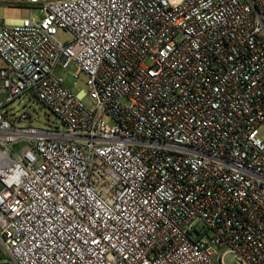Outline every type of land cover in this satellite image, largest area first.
I'll return each mask as SVG.
<instances>
[{
	"label": "built area",
	"instance_id": "2783aa9c",
	"mask_svg": "<svg viewBox=\"0 0 264 264\" xmlns=\"http://www.w3.org/2000/svg\"><path fill=\"white\" fill-rule=\"evenodd\" d=\"M3 1L40 13L0 29L4 254L264 264V0ZM69 65L91 107L55 75ZM23 94L64 129L13 124Z\"/></svg>",
	"mask_w": 264,
	"mask_h": 264
},
{
	"label": "rangeland",
	"instance_id": "374dc122",
	"mask_svg": "<svg viewBox=\"0 0 264 264\" xmlns=\"http://www.w3.org/2000/svg\"><path fill=\"white\" fill-rule=\"evenodd\" d=\"M40 18V13L37 5L29 4H18L10 1L0 0V29L3 24L18 23L25 19L37 20ZM55 39L61 43H67L72 40V35L67 30L57 29ZM2 64L0 60V65ZM76 71L74 65H69L68 68L62 69L58 66L55 70V75L62 78L64 86L71 89L76 95L82 96L81 100L83 104L87 107H91L93 101L89 99L86 95V77L84 74L80 73L77 78L73 77ZM6 93H0V102L5 101L7 98ZM7 113L8 118L13 124L23 127H35L39 129H49V130H60L64 129V126L60 119L46 106L36 99L34 96L29 94H23L22 96L16 98L13 103L3 108ZM25 113L28 118L18 120V117ZM109 123V121H107ZM260 137H264V123L261 124L259 128ZM231 256L225 258L226 264H233L230 260ZM0 264H14L7 256L4 254L0 247Z\"/></svg>",
	"mask_w": 264,
	"mask_h": 264
},
{
	"label": "crops",
	"instance_id": "0c3cea01",
	"mask_svg": "<svg viewBox=\"0 0 264 264\" xmlns=\"http://www.w3.org/2000/svg\"><path fill=\"white\" fill-rule=\"evenodd\" d=\"M2 62V61H1ZM3 66V63L0 65V67Z\"/></svg>",
	"mask_w": 264,
	"mask_h": 264
}]
</instances>
